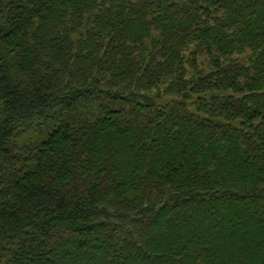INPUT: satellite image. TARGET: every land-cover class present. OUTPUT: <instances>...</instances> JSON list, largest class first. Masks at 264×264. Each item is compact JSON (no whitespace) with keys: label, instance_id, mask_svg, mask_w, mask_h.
I'll return each mask as SVG.
<instances>
[{"label":"trees","instance_id":"trees-1","mask_svg":"<svg viewBox=\"0 0 264 264\" xmlns=\"http://www.w3.org/2000/svg\"><path fill=\"white\" fill-rule=\"evenodd\" d=\"M0 264H264V0H0Z\"/></svg>","mask_w":264,"mask_h":264}]
</instances>
